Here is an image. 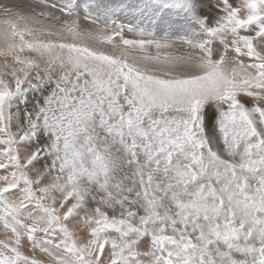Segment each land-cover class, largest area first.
<instances>
[{
    "label": "snow or ice",
    "instance_id": "6c2138e0",
    "mask_svg": "<svg viewBox=\"0 0 264 264\" xmlns=\"http://www.w3.org/2000/svg\"><path fill=\"white\" fill-rule=\"evenodd\" d=\"M0 264H264V0H0Z\"/></svg>",
    "mask_w": 264,
    "mask_h": 264
}]
</instances>
